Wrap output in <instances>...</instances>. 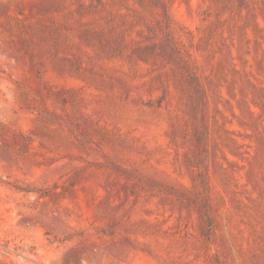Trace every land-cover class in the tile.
<instances>
[{"label": "rangeland", "instance_id": "1", "mask_svg": "<svg viewBox=\"0 0 264 264\" xmlns=\"http://www.w3.org/2000/svg\"><path fill=\"white\" fill-rule=\"evenodd\" d=\"M0 264H264V0H0Z\"/></svg>", "mask_w": 264, "mask_h": 264}]
</instances>
